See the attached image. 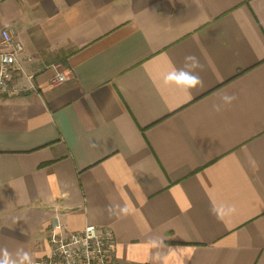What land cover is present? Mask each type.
I'll return each mask as SVG.
<instances>
[{
	"label": "crops",
	"instance_id": "1",
	"mask_svg": "<svg viewBox=\"0 0 264 264\" xmlns=\"http://www.w3.org/2000/svg\"><path fill=\"white\" fill-rule=\"evenodd\" d=\"M7 26L23 52L0 96V247L35 263L50 228L92 224L123 264H264V0H0ZM188 54L203 87L165 85Z\"/></svg>",
	"mask_w": 264,
	"mask_h": 264
},
{
	"label": "built area",
	"instance_id": "2",
	"mask_svg": "<svg viewBox=\"0 0 264 264\" xmlns=\"http://www.w3.org/2000/svg\"><path fill=\"white\" fill-rule=\"evenodd\" d=\"M17 30L4 27L0 32V96H14L19 89L13 82L20 70L19 55L22 43L16 38ZM65 80L63 74L51 79L56 85ZM48 252L34 264H123L116 259V238L112 229L86 225L78 231L52 227L47 233Z\"/></svg>",
	"mask_w": 264,
	"mask_h": 264
},
{
	"label": "clouds",
	"instance_id": "3",
	"mask_svg": "<svg viewBox=\"0 0 264 264\" xmlns=\"http://www.w3.org/2000/svg\"><path fill=\"white\" fill-rule=\"evenodd\" d=\"M203 70L199 58L195 55L188 54L184 57V66L177 69L173 67L163 76V83L165 85H174L184 91H191L203 87V80L198 74ZM238 99L236 94H224L220 97V103L213 104L212 109L215 112H220L225 106L231 105ZM95 147V145H93ZM108 214L117 216H127L130 209L127 205L114 204L108 206ZM237 208L234 205H213L210 209L211 215L217 220L223 221L226 217H231L236 214ZM153 249L160 247L161 242L154 240L150 242ZM172 251H175L171 249ZM151 264H164L160 258L159 253L151 256ZM0 264H34L32 256L29 252L23 249H18L15 256L9 252L6 247H0Z\"/></svg>",
	"mask_w": 264,
	"mask_h": 264
}]
</instances>
